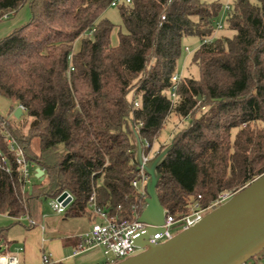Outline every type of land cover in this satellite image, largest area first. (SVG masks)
<instances>
[{
  "label": "trees",
  "instance_id": "16d2710c",
  "mask_svg": "<svg viewBox=\"0 0 264 264\" xmlns=\"http://www.w3.org/2000/svg\"><path fill=\"white\" fill-rule=\"evenodd\" d=\"M113 1L0 0V22L26 5L31 13L0 39V96L14 114L25 109L16 123L0 114V215L16 224L27 217L28 230L42 201L64 192L74 198L65 218L92 220L93 194L110 215H141L135 132L154 149L172 117L188 123L154 156L172 145L156 188L168 214L181 218L199 196L208 207L264 175V0H235L221 35L222 3L122 2L116 43V26L103 17ZM190 37L200 40L190 64L198 77L182 75L173 102ZM10 139L45 172L43 182L25 184ZM9 230L0 228V240Z\"/></svg>",
  "mask_w": 264,
  "mask_h": 264
},
{
  "label": "water",
  "instance_id": "95a60500",
  "mask_svg": "<svg viewBox=\"0 0 264 264\" xmlns=\"http://www.w3.org/2000/svg\"><path fill=\"white\" fill-rule=\"evenodd\" d=\"M22 114L23 109L19 106L14 116L19 119ZM135 135L137 164L141 167L143 145L137 132ZM171 148L172 145L168 146L144 165L149 176L148 198L139 222L150 227L134 240L141 252L115 264H246L260 255L264 251V175L171 240L157 245L147 243L146 239L161 231L153 227H160L165 222V209L156 188L161 178L158 168ZM36 178L41 182L45 180V172L41 168L36 169ZM67 195L64 192L59 201H63ZM69 202L70 199L64 205Z\"/></svg>",
  "mask_w": 264,
  "mask_h": 264
},
{
  "label": "built area",
  "instance_id": "2783aa9c",
  "mask_svg": "<svg viewBox=\"0 0 264 264\" xmlns=\"http://www.w3.org/2000/svg\"><path fill=\"white\" fill-rule=\"evenodd\" d=\"M122 2L125 4H131L132 0H114L111 3V7H117ZM230 10L231 5H226L224 7L225 13H229ZM4 19H8V16H4ZM222 27L223 22H220L217 24L216 29L221 30ZM185 51L188 53L192 52L188 47ZM181 77L182 76L180 74H176L172 79L174 85L171 89L170 98L173 102L176 100L177 88ZM135 105L138 106V102H136ZM21 108L25 111L24 107L21 106ZM9 144L15 153L16 164L18 165L19 171L25 180V184L27 186L32 185L35 178V166L27 162L23 151L18 148L14 141L10 139ZM153 157L154 149L148 142H146L143 147V166H138L137 178L132 183L133 187L146 199L148 198L147 183L149 181V176L144 170V165L153 160ZM3 164L5 166L8 165L6 159H3ZM62 194L57 198L50 200V207L58 215H63L68 206L74 200L73 196L68 193L67 197L63 201H59ZM233 196L234 194L230 192H223L208 207H203L201 205L200 200L202 197L199 196L198 200H195L190 204L188 214L182 216L181 218L170 215L165 210L164 224L160 227H153L159 228L161 231L146 239L147 243L150 245H157L171 240L175 236L172 233L174 228L177 227L179 232H181L193 227L209 212L226 203ZM68 199H70L69 204L64 205ZM88 209L92 214L91 225L86 232L78 237L79 243L74 250L75 256L87 250L99 248L102 250L103 255L107 260L106 264H115L141 252V248L134 243V240L139 237L140 234L145 233L147 228L150 226L139 222L141 215L135 208H133L132 219H121L117 215H110L107 211L100 209L97 206L95 194H93L90 198ZM32 223L37 225V223ZM0 264H21V260L18 256L9 252L3 253L1 250ZM42 264H51V258L49 255H43ZM246 264H264V256H262L259 260L252 259Z\"/></svg>",
  "mask_w": 264,
  "mask_h": 264
},
{
  "label": "rangeland",
  "instance_id": "374dc122",
  "mask_svg": "<svg viewBox=\"0 0 264 264\" xmlns=\"http://www.w3.org/2000/svg\"><path fill=\"white\" fill-rule=\"evenodd\" d=\"M202 1L205 3L219 2V3H222L223 6L225 7L226 5H233L235 0H202ZM250 1L253 3H256V0H250ZM227 14L228 13H225L223 9L215 25L217 26V24L220 22L224 23L226 21L225 17ZM103 17L108 19L113 25L116 26L115 32L113 34V41L116 43L117 33L123 27L122 19L120 16V10L115 7H109L104 13ZM30 18H31L30 7L29 5H26L18 14L13 15L9 19H6L0 22V39L8 36L15 29L25 25L29 21ZM216 33L217 35L229 34V31L225 29L224 30L216 29ZM199 46H200V40L198 38L190 37L184 40V50L188 47L190 48L192 52L188 53L184 51L183 56L179 62L178 74H180L181 76L182 75L183 76L193 75L196 78L198 77L197 67L191 66L190 64H191L193 53ZM11 106H12V103L10 102V100H7L0 96V114L6 116L7 119L11 123H16V120L14 117V111L11 110ZM174 120H176V118L172 117L171 120L166 124L165 128L162 130L158 144L154 146V156L158 151L160 152L162 148V146H160L159 143H162L164 141L170 142L172 134L177 130L175 128L176 127L181 128L182 126L188 123L187 120H185L184 122L182 121L179 122V120L177 122H173ZM166 144L167 143H164L163 145H166ZM40 214L42 216L40 219L43 222L42 225L46 226L47 224V228L48 226H50L52 227L51 229L53 230L58 229L59 226H61V228H59L61 230L59 231L58 235L63 237L65 239V242H67V244L71 243L72 237H75L76 246L79 243L78 237L82 235L84 232H86L90 228V225H91V221L88 217L65 218V215L56 214L50 207V199L49 200L44 199L42 201V205L40 207ZM20 221L21 223L16 224L15 221H12L11 219H6L5 217H3V215H0V224L6 223V225L8 226L13 225L10 233L7 236H5V238H3V240H1L0 242V246L2 247L3 253L9 252L11 254H15L19 251V243L18 241L13 239V236H14L13 234L17 232V235H20L24 231H26V227L29 226V220L27 217H23ZM178 232H179V229L177 227L172 230V233L174 235L178 234ZM19 242H22V241L19 240ZM6 246L7 247L9 246L10 248L7 249ZM16 249H17V252H16ZM67 252L71 253L72 250L69 249ZM97 252H93V253H97ZM100 254L106 264L107 260L105 256L102 253Z\"/></svg>",
  "mask_w": 264,
  "mask_h": 264
},
{
  "label": "crops",
  "instance_id": "0c3cea01",
  "mask_svg": "<svg viewBox=\"0 0 264 264\" xmlns=\"http://www.w3.org/2000/svg\"><path fill=\"white\" fill-rule=\"evenodd\" d=\"M175 121H177V119L173 122ZM162 143L164 144L168 142L164 141ZM36 169L37 168L35 167V178ZM3 217L16 222L15 219L9 218L5 215H3ZM42 224L43 222L40 220L38 221V224L34 226L31 230L26 229V231H24L20 235H17V232L13 234V239L18 241L19 243V251L17 252L16 249L17 253L13 255L19 257V259L21 260V264H42V257L45 254L50 256L51 264H105V261L100 254H103L101 249H90L75 256V237H72L71 243L67 244V242H65V239L58 235L59 231L61 230L59 229L61 228V226H59L58 229L53 230L50 226H48L47 228V224L46 226ZM8 227L10 228L8 232L9 234L13 225L8 226L6 225V223L0 224V228ZM19 240H21L22 242H19ZM6 248L10 247L6 246ZM69 249L72 250L71 253L67 252Z\"/></svg>",
  "mask_w": 264,
  "mask_h": 264
}]
</instances>
